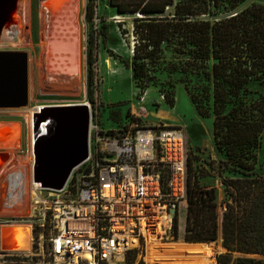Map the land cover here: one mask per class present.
<instances>
[{"label":"trees","instance_id":"obj_1","mask_svg":"<svg viewBox=\"0 0 264 264\" xmlns=\"http://www.w3.org/2000/svg\"><path fill=\"white\" fill-rule=\"evenodd\" d=\"M95 0H87L86 22L95 19ZM118 15H133V60L124 61L140 93L156 80L164 55L178 61L186 93L201 118H211L216 150L224 159L196 169L187 155L184 241L221 239L226 252L217 264H264V175L258 174V152L264 141V3L255 0H110ZM171 13L166 15L168 11ZM103 28L88 37V86L94 90L95 50ZM166 103L173 104L169 93ZM128 127H124L126 131ZM121 131V130H118ZM108 130L110 133L118 132ZM228 172L232 176H227ZM216 176L224 189L201 180ZM178 212L173 231L178 240ZM237 255V256H235ZM135 255L126 264H132Z\"/></svg>","mask_w":264,"mask_h":264},{"label":"built area","instance_id":"obj_2","mask_svg":"<svg viewBox=\"0 0 264 264\" xmlns=\"http://www.w3.org/2000/svg\"><path fill=\"white\" fill-rule=\"evenodd\" d=\"M89 115L87 158L61 189L35 180L36 148L26 138L25 156L10 171L16 188L0 197V217L23 219L32 231L31 247L18 252L0 246V264H126L137 249L145 257L147 238L174 239L186 191L181 130L134 122L110 133Z\"/></svg>","mask_w":264,"mask_h":264},{"label":"rangeland","instance_id":"obj_3","mask_svg":"<svg viewBox=\"0 0 264 264\" xmlns=\"http://www.w3.org/2000/svg\"><path fill=\"white\" fill-rule=\"evenodd\" d=\"M56 1L64 3L66 0ZM255 1L264 3V0ZM94 2L96 4L95 19L89 24L86 22L85 16L87 0H80V9L76 17L79 28V50H77L79 71L78 75L74 76L70 81L56 83L48 80L44 63L45 52L41 42V0H20L17 8H19V19L22 26L21 39L19 38V41L15 39V42H3L0 40L1 53H26L28 58V105L24 108L0 109V125L16 126L19 134V142L16 148L11 150L6 147L0 149L1 198H5V193L10 192L12 188H16L14 181H10L11 172L18 169L21 159L25 156L26 138L30 137L32 128L29 121L28 132L27 112L29 109L38 107L84 103L91 108L90 112L93 115H91L92 124H95L98 120V124L103 131H118L123 130L124 127L130 128V125L134 122H139L146 127L157 124L175 127L181 130L183 136L185 160L187 161V155L189 154L198 158L193 163L196 169L208 168L209 162L214 161L217 163L224 159L214 145L212 119L201 118L197 114L186 93L181 73H169V68L177 63L178 56L170 51L166 52L160 69L156 74V80L144 93H140L134 83L131 65L130 68H127L123 64L124 61L131 63L133 60L134 38L132 31L135 17L133 15H118L116 8L110 5V0H95ZM6 4H9V2L7 1ZM170 13L171 10L166 15ZM0 23L1 32L5 21L2 22L0 19ZM102 28L106 32V39L104 41L101 36L98 38V47L95 50L97 60L94 64L96 75L94 90L91 91L88 86V37L91 31L99 32ZM254 89L264 92V86L255 85ZM166 93H169V97L173 101L172 105L166 103ZM159 112L165 115L164 119L157 118ZM258 156L257 172L264 175V141ZM10 160L13 161L11 162ZM225 174L232 176L228 172ZM201 184L205 187H214L218 202L220 204L224 203V189L219 178L216 176L208 177L201 180ZM3 205L5 206V202L1 199L0 209L4 207ZM186 206L185 191V198L181 201L178 210L179 231L176 242H185ZM6 220V218L0 217V230L3 226L11 224L20 225L16 227L27 228V244L29 247V238L32 234L29 225L23 219H21L20 223H10V221L6 222ZM174 239L167 240L163 244L174 243ZM210 243L223 250L221 239ZM135 251V253L130 255H135V260L132 264H146L145 257L142 258L140 255V249ZM223 253L225 251L216 254V259L218 255ZM248 257L264 259L262 256L248 255Z\"/></svg>","mask_w":264,"mask_h":264},{"label":"bare ground","instance_id":"obj_4","mask_svg":"<svg viewBox=\"0 0 264 264\" xmlns=\"http://www.w3.org/2000/svg\"><path fill=\"white\" fill-rule=\"evenodd\" d=\"M19 1L10 0L9 4L0 3V19L5 21L2 28L1 40L4 42H15L21 39V21L19 19ZM62 4V5H61ZM80 9V0H66L59 3L56 0H41L42 33L41 42L45 52V70L50 82L62 83L70 81L78 75V25L76 21ZM22 42V41H21ZM3 44V43H2ZM85 105L38 107L29 109L27 112V125L29 132V121L31 122V133L28 137L29 145H36L37 132H51V121L43 120L45 110L51 108H73ZM90 112V111H89ZM157 118L164 119L165 115L158 113ZM35 119V120H34ZM41 128L37 130L39 123ZM3 135V136H1ZM4 138V141H3ZM18 127L0 125V149L16 148L18 146ZM158 227L156 224V233ZM13 235L15 251L22 252L29 250L28 229L25 227H14L10 230ZM30 239V238H29ZM137 245L134 241L131 247ZM28 247V248H27ZM224 252L217 248L213 243H186L182 241L163 244L159 237L147 238V248L145 261L146 264H217L216 254Z\"/></svg>","mask_w":264,"mask_h":264},{"label":"water","instance_id":"obj_5","mask_svg":"<svg viewBox=\"0 0 264 264\" xmlns=\"http://www.w3.org/2000/svg\"><path fill=\"white\" fill-rule=\"evenodd\" d=\"M7 1L10 2L0 0V3ZM1 35L2 30L0 40ZM27 61L26 53L0 52V109L24 108L28 105ZM40 118L49 119L52 128L49 133L40 132L41 122H38L35 180L41 182L43 187L58 190L64 187L73 169L87 158L88 107L51 108L45 110ZM14 227L7 225L0 230L3 251L16 249L10 233ZM223 250L226 252V249Z\"/></svg>","mask_w":264,"mask_h":264},{"label":"crops","instance_id":"obj_6","mask_svg":"<svg viewBox=\"0 0 264 264\" xmlns=\"http://www.w3.org/2000/svg\"><path fill=\"white\" fill-rule=\"evenodd\" d=\"M7 149L11 150L12 148H7ZM185 210H186V208H185Z\"/></svg>","mask_w":264,"mask_h":264}]
</instances>
